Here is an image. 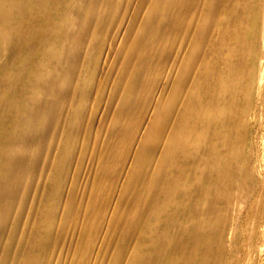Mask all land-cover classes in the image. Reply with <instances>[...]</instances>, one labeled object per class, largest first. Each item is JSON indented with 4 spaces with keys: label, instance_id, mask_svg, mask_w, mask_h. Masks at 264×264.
<instances>
[{
    "label": "bare ground",
    "instance_id": "obj_1",
    "mask_svg": "<svg viewBox=\"0 0 264 264\" xmlns=\"http://www.w3.org/2000/svg\"><path fill=\"white\" fill-rule=\"evenodd\" d=\"M142 2L124 44L139 50L135 48L137 53L126 57L124 48L118 47L111 70L96 80L101 68L93 63V55L72 56L70 50L78 43L90 50L91 37L100 35L101 30L93 27L86 41L84 30H79L75 38L73 29L75 11L84 17L97 8L98 0H0V60L11 37L25 40L22 38L11 53L15 60L22 52L31 54L26 62L16 65L13 61L0 74V210L8 194L9 177L16 178V189L21 194L12 203L21 212L10 215L8 233L19 238V243L16 250L7 245L9 249L0 250V264H55L54 258L61 260L59 250L68 246L70 264H101L103 253L109 254L107 264H166L161 253L164 258H174L175 264H223L231 251L233 201L246 145L242 136L250 116L259 126L264 115V107L259 110L254 106L260 83L259 53L264 49L260 44L261 40L264 43V0H178L171 3L173 9L166 14L156 6L147 13L144 5L149 6V1ZM113 10L114 4L107 3L100 15L110 16ZM122 12L106 22L110 33L121 24ZM161 17L170 26L168 38L160 33ZM138 24L146 31L143 35L154 37L150 47L157 51L155 55L172 47V59L160 62L151 54L142 39L145 36L137 38L134 34ZM55 30L57 35L52 38ZM105 41L97 46L99 50L104 49ZM60 45L69 50L60 55L63 64L55 60L58 56H48ZM73 67L78 74L65 79L61 71ZM16 73L23 74L20 83L7 84V77ZM153 77L172 80L171 90L155 101L150 98L148 86ZM64 83L71 85L74 96L70 117L58 113L54 119L50 146L58 155L46 163L44 170L40 165L43 160H37L33 169L24 172L16 158L25 146L35 154L39 145L37 141L28 144L24 138L50 121L53 113L47 106ZM111 85L117 92L108 101L110 113L124 117L94 128L89 121L100 106L95 94L108 96ZM42 89L48 94L39 101ZM132 92L142 97L139 107L130 102ZM151 103L154 110L139 140L136 132L143 124L140 108ZM85 104H89V117L78 129L77 138L84 145L79 148L74 144L76 137L73 139L69 132L77 128ZM160 136L165 143L156 155L162 163L153 167L155 142ZM89 142L97 144V151L93 158L85 159ZM71 169L79 174L67 192L69 207L61 213L63 231L48 237L46 233L54 225L51 202L57 199L56 189L69 179ZM48 178L52 179L51 187L46 185ZM37 185L42 197L48 190L45 201L32 197ZM243 191L255 193L254 184ZM116 193L117 202L121 200L120 211L127 215L128 232H121L122 223L114 210L119 207H113ZM39 204L43 208L38 212ZM225 204L228 213L219 219L218 212ZM137 207H144L148 214L137 216ZM262 207L258 195L250 208V260L257 252L256 228L263 217ZM3 218L0 211V221ZM184 219L192 224H183ZM167 226L172 227L175 237L168 250L161 243L169 233ZM35 230L38 235L29 246ZM44 236L48 238L46 242ZM96 240L98 244H94ZM44 248L48 252L45 259L40 255ZM189 248L194 250L191 256ZM233 253L238 255L237 250Z\"/></svg>",
    "mask_w": 264,
    "mask_h": 264
},
{
    "label": "rangeland",
    "instance_id": "obj_2",
    "mask_svg": "<svg viewBox=\"0 0 264 264\" xmlns=\"http://www.w3.org/2000/svg\"><path fill=\"white\" fill-rule=\"evenodd\" d=\"M142 1L143 0H98L97 8L88 11L84 17L80 15V11L79 12L75 11L76 18H77L76 25L73 28L76 32L75 36H74L75 38L78 37V31L79 30H84L86 32L85 40L88 41V38H90V37H88L89 30L91 28L98 27L101 30L100 35L95 36L94 38L91 37V39H90L91 49L90 50L84 49L83 47L80 46L79 43L75 44L70 50L71 51L70 54H72V56H86V54L88 55V53L93 55V57H92L93 63L98 64L99 68H101V70H102L101 71L99 69V75L96 77V80H100L103 76L105 77V74H107L111 70L112 65H113L112 64L113 55L115 53V50H117L118 47L124 48L125 55H123V56H126V57L127 56H134V54L137 53V51L139 50L137 47H135V48H137L138 50L135 49L134 47H131V48L128 47L127 48L126 45H124V44L127 40L128 30L130 29L131 25L133 26L132 22L134 23V21H136L135 17H137V14H138L137 13L138 5L140 6L143 3ZM148 1H149L148 4H150L152 6L150 7V5L149 6L144 5V7H145L144 9H146V12H147V9L149 12L150 11L149 9H151L153 6H156L158 8V10H164L163 14H166L167 11L170 12V10L173 9V7H171V3L178 1V0H148ZM107 3L114 4L113 13L110 16L100 15V11L102 9V6L107 4ZM122 7H123V9H122ZM121 10H123V12L121 13V22H120L121 24L119 25L117 31H115L114 33H110L106 28V22L109 19H112L116 16H119ZM162 19H164V17H161L159 20L160 25L162 26V27L160 26V29H161L160 33H162L164 37L168 38L169 35L171 34L170 26H167V24L164 23L162 21ZM57 32L58 31L55 30L54 33L51 35V37L54 38L57 35ZM144 32H146V31L144 30V28L141 24H138L137 26L134 27V34H136L135 36L137 38H139V37L141 38V37L145 36L142 39L146 41V42L144 41V44L147 43V46H148L147 49L152 51L151 52L152 55L157 54V51L152 50L150 47V46H152V43H153L152 41H153L154 37L152 36L153 37L152 38L147 33L143 35ZM180 33H181V31H180ZM11 38H9L10 41H12V39H13V38L12 39ZM22 38L23 37H18V41H16L17 37H14L12 42H10V41L6 42V46L3 50L2 58L0 60L1 61L0 62L1 63L0 64V74L4 73L8 69V66H10L13 61H15V63L17 62L19 64L24 63L31 56L30 53L22 52L24 54L22 55V53H21L19 55L20 57L18 56V58L16 59L17 61L14 59L13 54H14L16 47L20 43H22V41L23 42L25 41L24 38L23 39ZM21 39H22V41H20ZM103 39L106 40L104 49L99 50V48L97 46L102 42ZM18 42H20V43L18 44ZM149 43H151V44H149ZM260 44H261V47H264L263 40L260 41ZM67 49H68L67 47H64L61 45L54 47L49 52L48 56L50 58H52L53 56H54V58L56 56H58L59 58L56 57L55 60L56 61L58 60L57 62L59 64L61 62H62L61 64H63V59H61L60 55H62V53H64V52L66 53L67 51H69ZM11 53H13V54H11ZM158 55L159 56H156V55L155 56L157 57V60H159L160 62L168 61L169 59H172V57H173L172 56L173 55V49H172V47H168L164 51L162 50V52L159 51ZM20 60H22V62H20ZM259 61H260L259 62V67H260L259 68L260 69L259 70V76L260 77L258 76V78H259L260 83H258L257 90L255 91V104H254V106L256 108H259V110H260L264 107V49H262V51H260V53H259ZM17 63H16V65H17ZM1 71H2V73H1ZM77 71L78 70L74 67L73 68H65L61 71V74L63 75V77L65 79H71L78 74ZM22 76H23V74L20 75V73H16L14 75V77H7L6 83L11 84V85H15V83L19 84L20 83L19 80H21ZM98 78H100V79H98ZM166 80L160 79L158 77H153L149 80L148 86L151 88L150 98L152 101H155L161 95H164V93H166L167 90L168 91L171 90V86H172L171 81L172 80L171 79L170 80L168 79L167 81ZM95 90H96V86L93 85V87H91V94L93 96H94V92H96ZM108 91H109V93L107 92L108 94H106L108 96H105L103 94H100V95L95 94L96 95L95 98L96 97L98 98L100 106L93 113L94 114V115H92L93 118L89 121V123H91V125L94 126V128L98 129L100 126H103L104 124H106L105 122L108 120L111 123H116L119 120L123 119V117H124V116L117 115L116 113H110L111 109L109 107L108 101H110L113 98V96H115V93L117 92V88L115 87V85H111L109 87ZM47 94H48V91H46L45 89H42L38 93V100L40 101V100L45 99L47 97ZM73 96H74L73 89H72L71 85H69L68 83H64V84L60 85L58 87V89L55 91L54 101H52L49 104L50 106H47V108L49 107L47 110L49 111V109H50V112L53 113V115L51 114L52 118L50 119L49 122H47L46 124L41 126L38 130L34 131L33 133H29L24 138V141H26V143L30 144L31 142L37 141L40 146L38 145V149L35 151V154H30V149L28 146H25L24 150L20 152V154L16 158V162L17 161L19 162L18 166L22 167L21 170L24 169L23 171L25 172V171H29V170L33 169L37 160H40V162L43 160L42 161L43 164L42 163L41 164L39 163V164L43 168L42 170H44L45 166L49 163V161L50 160L52 161L53 159H55V157H57L58 152L57 153H56V151L54 152V150L51 149V146H50L51 141H52L51 140L52 139V131L54 129V124H53L54 119L56 118L58 113H62L66 118L70 117L71 109H72L70 106V103H71V99L73 98ZM106 97H107V100H106ZM130 102L132 105H134L136 107H139L141 104H143L142 97L135 92H132L130 94ZM101 105H103V106H101ZM152 106H153V104L151 103L150 105H146V106L144 105L142 108H140V110H141V121L143 122V124L141 127H139L137 129V132H136L137 136L139 135V137H138V138H140L139 140H141V138L143 136L141 134L144 133V128H145L146 124L148 123L147 120L150 119L149 118L150 114H152V112L154 110V106L153 107ZM88 110H89V104L83 105L81 107V111H80L81 119H80V122H79L77 128H73L72 130H70V132L68 131V129H66V131L69 132V136H72L73 139L76 137L74 139V144L76 145V147H79V145H80L79 148H81L83 144H82V140L77 138L78 137L77 133H78V129L80 128V126H82V124H84L85 122L88 121V117H89V115H87L89 113ZM151 110H152V112H151ZM142 131H143V133H142ZM242 137H243V139H245L244 141L246 142L245 143L246 145H245V151H244V153H242L244 155V158L241 161L240 168L238 170L237 189H236L235 198L233 201L234 220H233L232 231L230 233V239L232 240V245H231V251L225 256L223 264H258V263L264 264V115L259 120V126L256 125L254 118L252 116H250L249 127L246 130V132L243 133ZM164 143H165V138H163V136H160L155 142L156 152H155V156L152 160V164H151L152 166L154 164L153 167L160 166V164L162 163L161 159H158L156 154L158 153V150L160 151L161 148L164 146ZM139 145H142V144L139 143ZM145 145L146 144H143V146H145ZM161 145H163V146L161 147ZM96 151H97V144L91 143V142L87 143V145L85 147V159L93 158V156L96 154ZM53 154H54V156H53ZM74 159H75V157L73 158V160ZM115 166H116V164H115ZM118 167H119V165H118ZM42 170H41V172H43ZM71 172H73V173H71ZM71 172H70V170L68 171V173L70 174L69 179L67 181H64L62 184H60L58 186L59 188L56 189V191L57 190L59 191L57 199H55L54 201L51 202L52 205L54 206V210H55L54 215H53L54 216V219H53L54 225H53V228L49 232L46 233L48 237L50 234L51 235L55 234V233L60 234L63 231V224H62L63 218H62L61 213H63L69 207V204H70L68 202L69 189H70L72 181L76 178L77 174H79V171L74 172L73 169H71ZM39 177L40 178H38V180L40 183L41 182L40 181L41 176H39ZM51 184H52V179L51 178L46 179L47 187H51ZM252 184H254V186H255V193H250V195H249V193L245 194V192L243 190L248 188ZM37 186H38V189H40V186L39 185H37ZM37 186H36V189H37ZM7 187H8V194L5 197L4 204L2 206V209L0 210L1 215L4 217L3 220L0 221V234L2 233V235L0 236L1 237L0 238V250L3 249L4 247H7V246L10 249L16 250V246L19 243V242H17V241H19L17 239H19V238L10 237L8 235V233H9L11 223H12L10 215H12L13 213H14V215H17L19 212H21L20 209H18L17 207H12V203H13L14 199L16 197L18 198V196L21 194L16 189L17 188V180L15 177H9L7 179ZM36 189L33 190L34 191L33 195H35V196L32 195V197L35 198L37 196L36 197L37 199L41 198L42 197V196H40L41 195L40 194L41 189L38 191L39 193L37 192L38 189L37 190ZM121 193H124V192L120 191V194ZM37 194H39V195H37ZM117 194L118 193H116V195L114 197V201H113V207L117 204L114 208H118L121 205V200H118V202H117V199H116ZM121 195H119V197H122ZM258 195H259V198L261 199V202L263 204V207H262L263 208V217L259 221L257 228H256V235H257L256 256H255L254 260H250L248 257V254L251 250L250 248H251V241H252V236H251V232H250V221L253 218L250 208H251L252 202L256 199V196H258ZM48 196H49L48 190L44 191L43 197H42L43 201H45L48 198ZM254 197H255V199H254ZM224 207L225 208L223 210H225V211L221 210V212H218L219 216L218 215L217 216L219 219L222 218L221 217L222 215H223V219L227 215L226 209L228 207L226 206V204ZM42 208H43V205L39 204L37 211L39 212ZM114 210H115L116 214L118 213L117 217L119 218V220L122 223L121 232L122 233L128 232L129 227L126 225L127 215L123 211H120V207H119V210H116V209H114ZM145 210L146 209L144 207H137L134 210V212L137 216H143L146 213ZM222 211H223V214H222ZM119 212H120V214H119ZM224 212L226 215L224 214ZM218 213H216V214H218ZM220 213H221V215H220ZM146 214H148V213H146ZM221 221H222V223L224 222V224H225V221H223V220H221ZM187 222L189 224H192V221H190V220L187 221L184 219L182 221L183 224H188ZM194 225L195 226H193V228L195 227L194 229H196L197 228L196 224H194ZM167 228L169 229V230L167 229V232H169V233H167L165 235V237L161 243H162L163 249L168 250L169 249L168 247L171 246L175 237H174V235H172L173 234L172 233V231H173L172 227L167 226ZM37 235H38V231L35 230L33 237L31 236V238H30L29 246L34 244ZM45 236H44L45 240L43 239L44 240L43 242H46V240L48 239ZM203 243H205V240ZM94 244H98V241L96 240L94 242ZM69 247L70 246H68V248L65 247L64 249L61 248L59 250V253H61V255H60L61 260H57L54 258L55 260L53 259L52 261L55 262V264H70V262L67 260V259H69V258H67V257H69L68 256ZM261 247H262V249H261ZM66 248H67V250H66ZM189 249L190 250L188 251V254H189V256H191L193 254V252H192L193 249L192 250H191V248H189ZM61 250H63V251L61 252ZM234 250L238 251V255H235L233 253ZM64 251L65 252L67 251L66 254ZM40 255L43 259L48 257L47 249L44 248L40 252ZM160 258H163L165 260L166 264H175L176 263V260L174 258L162 257V253L160 254ZM100 259H101V264L109 263V261H108L109 260V254L103 253L101 255Z\"/></svg>",
    "mask_w": 264,
    "mask_h": 264
}]
</instances>
